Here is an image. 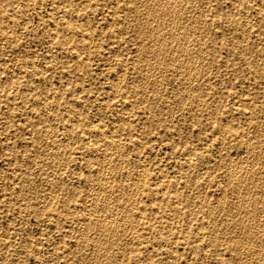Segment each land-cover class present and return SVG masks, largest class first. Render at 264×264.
<instances>
[{
	"label": "rangeland",
	"instance_id": "obj_1",
	"mask_svg": "<svg viewBox=\"0 0 264 264\" xmlns=\"http://www.w3.org/2000/svg\"><path fill=\"white\" fill-rule=\"evenodd\" d=\"M142 1L0 0V21L2 22L0 25V74L2 73L0 75V264H96V262L97 264H113V262H116L117 264H129V262L130 264H264V141L262 140L264 137V0H215V3L214 0H183L185 3L182 2V0H178L179 2H177V0H172L173 2L171 0H162L163 3L161 0H158V2L157 0H145V4ZM155 1L157 3H155ZM168 1H171V6L169 5ZM232 1L233 3H231ZM181 2L183 4H181ZM187 2H189V4ZM199 2H201V4ZM234 2H236L238 5H236ZM80 3L83 4L81 5ZM158 3H161V5ZM177 3L181 5L180 7L178 6L179 9L177 7ZM162 4H165V8H163ZM206 4L209 6L207 7ZM183 7H186V9L184 10ZM191 7H195V9H191ZM139 8H142L144 11H142V9L140 10ZM170 8H172V10ZM204 8H206V10ZM145 9L150 11L147 10V13ZM165 9L166 11H164ZM168 9H170L169 11L171 14ZM175 9L180 12V15ZM180 9H182V11ZM232 9L236 10V13H233L234 16L232 15V12H234ZM201 11L205 13V16ZM152 12L155 13L151 15ZM157 12L158 14L155 15ZM182 12L183 15L181 14ZM187 12H191L192 15L190 13L188 14ZM166 13H168L167 16ZM243 13L245 15L247 13V15L245 16ZM193 14L198 15H196L194 18ZM181 15L185 16L187 19L185 20V17H182ZM64 16L68 19H65ZM178 16L179 19H176ZM166 19L167 23H165ZM147 21L148 23L146 25ZM169 21H171L170 24ZM199 21H201V24ZM127 22L129 25L131 22V25L129 26ZM157 22H159V24ZM173 23L177 25L175 26ZM143 24H145V29ZM148 24L151 25L149 26ZM166 24L168 27L170 26L169 29ZM135 25H138V27ZM179 25L183 27H181L182 31ZM139 26L143 28H139ZM162 26H164V28H162ZM177 26L179 27V32ZM192 26H195L196 32ZM133 27H135V29ZM171 28L173 30H171ZM198 28L203 29L204 31L198 30ZM233 28H235V30ZM15 29L17 32H15ZM149 30L150 32H148ZM143 31L146 35L148 34V36L143 34ZM154 31L156 33H154ZM83 32H86V34ZM163 32L167 33L164 34ZM81 33H83V35ZM139 33L141 36H139ZM161 33L165 35L164 38ZM204 33L205 35H208L204 36ZM153 34L155 36H153ZM65 36H68L69 38ZM16 37L17 40L15 39ZM158 37L161 38V40L158 39ZM167 37L170 38V40L167 39ZM184 37H186V40ZM203 37H206L207 39ZM57 38H59V43H56L58 42ZM149 38H153V40H150ZM65 39L66 41H64ZM90 40L92 41L90 42ZM180 40H182L183 44L178 42ZM184 40L185 42L188 40V42L185 44ZM242 40L244 42L246 41L247 43H243ZM88 42L91 43V45H89ZM154 43H156V46ZM164 45L167 48L164 47ZM177 45L178 47H176ZM183 45H189L190 48L193 47L192 52L189 51L191 50L189 47L187 49V46L185 50ZM147 46L148 48H144ZM150 46L153 48V55L151 50L152 48H150ZM155 47H158L159 49H155ZM182 47H184V49ZM180 48H182L184 52ZM207 48L208 50L206 51ZM174 49L176 50L174 51ZM160 50H162V52ZM260 50L263 52L261 53ZM172 52H176V55L174 53L172 54ZM193 52H195V54ZM161 54L164 55V57H162ZM159 55H161L164 60L160 58ZM173 55H175V61ZM188 55L191 57L188 58ZM209 56L212 57L213 60ZM203 57H205L206 60ZM80 58L82 59L80 60ZM193 59L195 60L193 61ZM183 60L187 63L182 62ZM224 61L226 62L224 63ZM188 62L191 63L190 67ZM160 63L162 66H164L161 67ZM198 63L202 64V66ZM132 65L133 67H131ZM146 65H148V67ZM149 65H153L154 67H150ZM165 67H173L174 70L173 68H169V70H167ZM188 67L192 69H189ZM20 68H22V70ZM156 68L158 70H156ZM183 68H185V70H182ZM193 68L196 69L193 70ZM122 69H124L123 71L125 73L121 71ZM139 69H142L141 72ZM187 69H189L188 74L186 72ZM176 70H179V72ZM18 72H21V74H18ZM120 72L123 73L120 74ZM184 72L187 75L184 74ZM170 73L173 74L171 75ZM40 74L42 76H40ZM162 74H165V77ZM178 74L180 79L177 77ZM120 75L123 78L125 76V78L123 79ZM119 77L123 80H120ZM143 77H146L145 80L149 78L146 80L147 83ZM192 77L196 78L193 80ZM198 78L202 81L200 80V82H198ZM157 79L160 82L162 81V84L159 83ZM186 79H188V81ZM154 81H156V83ZM158 83L160 86L158 85L159 89L157 90L156 85ZM180 83L183 84L180 86ZM178 84L179 86H177ZM188 84L190 88L188 87ZM114 86L115 88H113ZM164 88L166 89L164 90ZM13 89L14 92H11ZM171 89L173 92L170 91ZM183 90L185 93H183ZM177 91L179 93H177ZM58 92L61 95H59ZM58 95L59 97H57ZM156 95L160 96L156 97ZM165 96H167L169 100H167L168 98ZM213 96L216 97V101H214L215 99H213ZM211 97L213 100H210ZM180 99H184L185 102L184 100L181 101ZM46 101L49 102L47 103ZM190 101L192 102L190 103ZM166 102H168L169 105H167ZM179 102H181L183 105L182 108L181 104H178ZM57 103L58 106H56ZM161 108L164 111L161 110ZM51 109L54 110L52 111ZM206 111L208 112L206 113ZM213 115L216 116L213 117ZM66 116L69 118L64 120ZM73 117H75L76 120ZM126 117H129L130 119ZM124 118L126 119V122ZM155 121L157 123H161L157 124ZM75 123L77 124L75 125ZM256 125H258V127ZM50 127H52L53 130L51 129L49 131L48 129H50ZM102 128H104V130H102ZM224 128L227 129L228 134H225L226 129ZM261 131L263 133H261ZM259 134H261V136ZM254 138L257 139L255 140L256 142L253 140ZM245 140L248 142L254 141V145L251 142H247L248 144H246ZM259 140L261 143L263 142V144L259 143ZM59 141L63 142V144H60ZM84 141H87L86 144ZM109 141L111 142L108 144ZM116 141L118 143H116ZM219 141L223 142L220 144ZM65 142L70 143L67 145ZM114 143L117 146L114 145ZM261 145L262 148L260 147ZM60 146L64 147L62 148ZM253 147L255 148L253 149ZM44 148L45 150L48 149V152L47 150L45 151ZM53 150H55V152ZM68 151L70 153H68ZM103 151L107 154H104ZM52 152L55 153H53L54 158H56L58 155L57 157L59 158L57 159L61 163H59L57 159L53 158V154H51ZM117 152L120 154L118 155ZM252 152H255V155L258 152H260V154L263 152V155L261 154L260 157V154L258 153L257 155L259 156L256 155L257 158L255 159L257 160H255V155L252 154ZM59 155L62 156L60 157ZM107 155L109 156V159ZM112 155H115L114 159ZM259 157L261 158V162L259 161ZM61 158L63 159L61 160ZM191 158L193 163L196 161L194 165L191 164ZM104 159L109 160V162ZM141 160H144V165L142 164ZM54 161L55 163H53ZM110 163L113 164L111 165ZM187 163L189 166L191 165L192 168L191 166L189 167L190 169L187 168ZM120 165L122 166L120 167ZM115 166L118 167L116 168ZM254 170H257V172ZM113 171H115L114 175ZM184 171H186V173ZM258 171L260 172L261 176L260 174H257L259 173ZM190 172H192V174ZM188 173L189 175H187ZM242 173L244 174V177ZM254 173L255 176L258 177H255ZM102 174H104L105 177H103L104 175ZM141 174L145 175L142 176ZM134 175H137L136 177L138 179ZM193 175L196 176L194 177ZM228 175H230V178ZM249 175L251 177V181ZM128 177H131L130 180H127ZM99 178L101 182L97 181ZM193 178H196L195 180L197 181H195ZM111 179L114 181H111ZM234 180L238 182L239 186H237V183ZM129 181L131 182L130 186ZM247 181L250 182L246 183ZM132 182L134 183L133 185ZM52 183L55 187H51ZM78 183L81 185H78ZM107 184L110 185L108 186ZM127 184L128 186L126 188ZM203 184L205 186H203ZM232 184L234 185L232 186ZM248 184L251 187L248 186ZM113 185L114 188L112 189L111 187H113ZM105 186H108L107 188L109 191H107L109 193L105 191ZM131 186L135 187L136 189ZM128 187L132 188V190L128 191ZM222 187L224 189L226 188V190H224ZM46 188H48L49 192H47ZM110 189H112L113 192ZM121 189L123 190L121 191ZM148 190H150V192ZM234 190L238 191L235 192ZM251 190H254V192H251ZM114 191H118L119 194H115ZM106 192L108 194V200L106 198ZM121 192H123L125 196L127 194V196L125 197ZM222 192L225 194H221ZM74 193L76 195H74ZM251 193L253 194L254 198ZM101 194L103 195L101 196ZM110 194L111 196H109ZM118 197H120L119 200ZM138 197H141V199ZM221 197H223L224 201ZM29 199H31V201ZM99 199H103V202L101 200L99 201ZM109 199H111V201ZM260 200L262 201V204L260 203ZM96 201H98L99 204ZM162 201L165 202L163 207H161L162 209H160L158 203H163ZM207 201H209V203H207ZM210 201H213L214 203L212 202L213 204H211ZM92 203L98 206L96 207ZM121 204L125 205V207ZM107 205H109V207ZM126 205H128V207H126ZM257 205L258 207L256 208L255 206ZM28 206L29 208H27ZM94 206L96 207L95 209H93ZM136 206L138 207V210ZM236 206L238 208L240 207L239 211ZM249 206H251V209ZM130 207L131 209L128 211ZM111 208L117 210L114 211V209ZM254 208H256L257 211ZM123 209L125 213L122 211ZM243 209L246 210L242 211ZM95 210L97 212H95ZM248 210L250 211L248 212ZM93 212L96 215V217L93 215L95 219L92 218V215L90 216V214H93ZM104 213H106V215H104ZM234 213L237 215H234ZM123 215H125V218H127L125 219ZM119 217H121V219ZM53 219H55L57 222L55 220L53 221ZM86 220L89 221L87 222ZM95 220L96 222H94ZM117 220L120 223H118ZM121 220L127 221L123 222ZM248 220L250 223H248ZM254 222L256 224L257 222H259L258 224L261 223L260 227ZM83 223H85V225ZM233 225H235L236 228ZM240 225L245 227L242 228ZM248 225L250 227H248ZM104 226L105 229L103 228ZM113 226L117 227L114 229ZM257 226L259 227L258 229ZM89 227H91V230ZM119 227L125 229L123 230ZM246 227L249 228V230ZM109 228L112 229L109 230ZM99 229L102 230L99 232ZM126 229H128V232ZM96 231L99 234L102 232V234L99 235L96 233ZM259 231L262 233H259ZM83 232H86V234L84 235ZM117 232L119 235H116ZM120 232L123 234V236L120 234ZM94 234L99 236L96 237ZM241 235L245 236L242 237ZM212 236L215 240L212 239ZM246 236L247 238L249 236V238L247 239ZM109 240L113 243H111ZM99 241L103 243H100ZM122 241L126 242V244H124ZM107 242L109 243L107 244ZM81 243L84 245L86 243V245L82 246ZM106 244L108 245L107 247L105 246ZM87 245L90 249L87 247ZM256 246L258 250L260 249L259 252L256 249ZM83 247H85V249ZM94 248H96L97 251H95ZM86 249L88 253H86ZM88 250L92 251L93 253L91 252L90 254V251ZM105 250H107V252L110 250L108 252L109 254ZM100 252H102V255ZM255 253H258V257ZM93 254L94 256L92 257ZM114 257L116 259H114ZM5 259L8 261H5ZM103 260L106 263H104Z\"/></svg>",
	"mask_w": 264,
	"mask_h": 264
},
{
	"label": "bare ground",
	"instance_id": "obj_2",
	"mask_svg": "<svg viewBox=\"0 0 264 264\" xmlns=\"http://www.w3.org/2000/svg\"><path fill=\"white\" fill-rule=\"evenodd\" d=\"M4 1H5V0H4ZM6 1H7V0H6ZM67 1H69V0H67ZM74 1H75V0H74ZM141 1H142V0H141ZM144 1H145V0H144ZM144 1H142V2H144ZM171 1H172V0H171ZM171 1H170V2L168 1V2H169V5L171 4ZM174 1H176V0H174ZM189 1H190V0H189ZM194 1H195V0H194ZM210 1H211V0H210ZM247 1H248V0H247ZM135 2H136V1H135ZM157 2H158V0H157ZM157 2L155 1V3H157ZM161 2H162V0H161ZM172 2H173V1H172ZM177 2H179V1L177 0ZM182 2L185 3V1H183V0H182ZM182 2H181V4H183ZM208 2H209V1H208ZM73 3H74V2H73ZM75 3H76V2H75ZM87 3H88V2H87ZM89 3H90V2H89ZM162 3H163V2H162ZM187 3L189 4V2H187ZM190 3H191V2H190ZM197 3H198V2H197ZM199 3L201 4V2H199ZM214 3H215V0H214ZM231 3H233V1H232ZM234 3H236V2H234ZM246 3H247V2H246ZM80 4H81V3H80ZM82 4H83V3H82ZM82 4H81V5H82ZM133 4H134V3H133ZM144 4H145V2H144ZM158 4L161 5V3H158ZM174 4H176V3H174ZM191 4H192V3H191ZM191 4H190V5H191ZM195 4H196V3H195ZM195 4H194V5H195ZM69 5H70V4H69ZM85 5H86V3H85ZM130 5H131V4H130ZM150 5H151V4H150ZM152 5H153V4H152ZM155 5H156V4H155ZM160 5H158V6H160ZM162 5H163V4H162ZM167 5H168V4H167ZM167 5H166V6H167ZM184 5H186V4H184ZM232 5H233V4H232ZM236 5H238V4L236 3ZM236 5H235V6H236ZM41 6H42V5H41ZM56 6H57V5H56ZM62 6H63V5H62ZM75 6H76V5H75ZM114 6H115V5H114ZM119 6H120V5H119ZM138 6H139V5H138ZM145 6H146V5H145ZM158 6H157V8H158ZM164 6H165V4L163 5V8H165ZM170 6H171V5H170ZM170 6H169V7H170ZM172 6H173V5H172ZM178 6L180 7L181 5L177 3V7H178ZM192 6H193V5H192ZM203 6H204V5H203ZM206 6L208 7L209 5L206 4ZM206 6H205V7H206ZM210 6H211V5H210ZM53 7H54V6H53ZM58 7H59V5H58ZM77 7H78V6H77ZM82 7H83V6H82ZM89 7H90V6H89ZM95 7H96V6H95ZM95 7H94V9H95ZM130 7H131V6H130ZM135 7H136V6H135ZM151 7H152V6H151ZM153 7H154V5H153ZM161 7H162V6H161ZM179 7H178V9H179ZM240 7H242V6H240ZM245 7H246V5H245ZM249 7H250V6H249ZM80 8H81V6H80ZM84 8H85V7H84ZM149 8H150V6H149ZM159 8H160V7H159ZM183 8H184V7H183ZM192 8H193V7H191V9H192ZM238 8H239V7H238ZM81 9H82V8H81ZM81 9H80V10H81ZM114 9H115V8H114ZM137 9H138V8H137ZM139 9L141 10L142 8H139ZM160 9H161V8H160ZM170 9L172 10V8H170ZM170 9H168V11H169ZM185 9H186V7L184 8V10H185ZM193 9H195V7H194ZM201 9H202V8H201ZM204 9L206 10V8H204ZM204 9H203V10H204ZM235 9H236V8H235ZM240 9H241V8H240ZM243 9H244V8H243ZM256 9H257V8H256ZM67 10H68V8H67ZM91 10H92V8H91ZM135 10H136V9H135ZM147 10H148V9H147ZM147 10L145 9V11H147ZM154 10H155V9H154ZM154 10H153V11H154ZM175 10H176V9H175ZM175 10H174V11H175ZM180 10L182 11V9H180ZM199 10H200V9H199ZM226 10H227V9H226ZM232 10H233V9H232ZM138 11H139V10H138ZM142 11H144V10L142 9ZM142 11H141V12H142ZM148 11H150V10H148ZM148 11H147V13H148ZM162 11H163V10H162ZM162 11H161V13H162ZM164 11H166V9H165ZM164 11H163V12H164ZM168 11H167V12H168ZM188 11H189V10H188ZM209 11H210V10H209ZM233 11H234V12H232V15H233V13H236V12H235L236 10H233ZM248 11H249V10H248ZM141 12H140V14H141ZM158 12H159V11H158ZM158 12H157L155 15H157ZM169 12H170V11H169ZM176 12H179V11L176 10ZM176 12H175V13H176ZM184 12H185V11H184ZM193 12H194V11H193ZM201 12H202V11H201ZM241 12H242V11H241ZM243 12H244V11H243ZM246 12H247V10H246ZM256 12H257V11H256ZM262 12H263V11H262ZM145 13H146V12H145ZM149 13H150V12H149ZM154 13H155V12H152L151 15H153ZM187 13H188V12H187ZM189 13L191 14V12H189ZM189 13H188V14H189ZM203 13H204V12H202V14H203ZM257 13H258V12H257ZM167 14H168V13H166V16H167ZM170 14H171V12H170ZM172 14H173V12H172ZM181 14L183 15V12H182ZM210 14H211V13H210ZM213 14H214V13H213ZM216 14H217V13H216ZM228 14H230V13H228ZM241 14H242V13H241ZM243 14H244V13H243ZM67 15H68V12H67ZM123 15H124V13H123ZM143 15H145V14H143ZM164 15H165V14H164ZM179 15H180V12H179ZM182 15H181V16H182ZM191 15H192V14H191ZM193 15H194V14H193ZM196 15H198V14H196ZM196 15H194V18H195ZM244 15H245V14H244ZM246 15H247V13H246ZM246 15H245V16H246ZM1 16H2V15H1ZM53 16H54V15H53ZM53 16H52V17H53ZM65 16H66V15H65ZM65 16H64V17H65ZM135 16H136V15H135ZM137 16H138V15H137ZM149 16H150V15H149ZM169 16H170V15H169ZM171 16H172V15H171ZM204 16H205V13H204ZM212 16H213V15H212ZM212 16H211V17H212ZM233 16H234V15H233ZM233 16H232V17H233ZM235 16H236V15H235ZM237 16H238V14H237ZM260 16H261V15H260ZM64 17H60V18H64ZM139 17H140V16H139ZM157 17H158V16H157ZM182 17H185V16H182ZM182 17H181V18H182ZM199 17H200V16H199ZM228 17H229V16H228ZM230 17H231V16H230ZM239 17H240V15H239ZM55 18H56V17H55ZM66 18H67V17H65V19H66ZM88 18H89V17H88ZM125 18H126V17H125ZM141 18H142V17H141ZM141 18H139V19H141ZM143 18H144V17H143ZM145 18H146V17H145ZM152 18H153V17H152ZM161 18H162V17H161ZM190 18H191V17H190ZM203 18H204V17H203ZM225 18H226V17H225ZM234 18H236V17H234ZM33 19H34V18H33ZM67 19H68V18H67ZM84 19H85V17H84ZM89 19H90V18H89ZM131 19H132V18H131ZM134 19H135V18H134ZM134 19H133V20H134ZM159 19H160V18H159ZM159 19H158V20H159ZM164 19H165V18H164ZM171 19H172V18H171ZM176 19H179V16H178V18H176ZM176 19H175V20H176ZM182 19H183V18H182ZM184 19L186 20L187 18L185 17ZM207 19H208V17H207ZM211 19H212V18H211ZM262 19H263V18H262ZM50 20H51V19H50ZM55 20H56V19H55ZM57 20H58V19H57ZM61 20H62V19H61ZM86 20H87V19H86ZM136 20H137V19H136ZM153 20H154V19H153ZM156 20H157V19H156ZM156 20H155V21H156ZM169 20H170V19H169ZM185 20H184V21H185ZM188 20H189V19H188ZM200 20H201V19H200ZM213 20H214V19H213ZM226 20H227V19H226ZM232 20H233V19H232ZM37 21H38V20H37ZM129 21H130V19H129ZM137 21H139V20H137ZM159 21H160V20H159ZM172 21H173V20H172ZM195 21H196V19H195ZM206 21H207V20H206ZM66 22H67V21H66ZM141 22H142V21H141ZM143 22H144V20H143ZM153 22H154V21H153ZM164 22H165V21H164ZM170 22H171V21H169V24H170ZM178 22H179V20H178ZM181 22H182V21H181ZM181 22H180V23H181ZM199 22H200V24H201V21H199ZM203 22H204V21H203ZM208 22H209V21H208ZM232 22H233V21H232ZM239 22H240V20H239ZM54 23H55V22H54ZM58 23H59V22H58ZM68 23H69V22H68ZM70 23H71V22H70ZM132 23H133V22H132ZM134 23H135V22H134ZM138 23H139V22H138ZM138 23H137V24H138ZM147 23H148V21L146 22V25H147ZM151 23H152V22H151ZM157 23L159 24V22H157ZM165 23H167V19H166V22H165ZM165 23H164V24H165ZM187 23H188V22H187ZM187 23H186V24H187ZM235 23H236V22H235ZM243 23H244V22H243ZM1 24H2V22L0 21V25H1ZM60 24H61V22H60ZM127 24H128V22H127ZM141 24H142V23H141ZM154 24H155V23H154ZM162 24H163V21H162ZM162 24H161V25H162ZM173 24H174V23H173ZM182 24H184V23H182ZM192 24H193V22H192ZM196 24H197V23H196ZM221 24H222V23H221ZM225 24H227V23H225ZM65 25H66V23H65ZM128 25H129V24H128ZM130 25H131V22H130ZM130 25H129V26H130ZM133 25H134V24H133ZM144 25H145V24H143V27H144ZM148 25H149V24H148ZM150 25H151V24H150ZM150 25H149V26H150ZM171 25H172V24H171ZM174 25H175V24H174ZM176 25H177V24H176ZM176 25H175V26H176ZM69 26H70V25H69ZM69 26H68V27H69ZM108 26H109V25H108ZM135 26H136V25H135ZM141 26H142V25H141ZM141 26H139V28H140ZM166 26L168 27L167 24H166ZM166 26H165V27H166ZM175 26H174V27H175ZM179 26H180V25H179ZM185 26H186V25H185ZM187 26H189V25H187ZM240 26H241V25H240ZM72 27H73V26H72ZM127 27H128V26H127ZM136 27H138V25H137ZM143 27H141V28H143ZM160 27H161V26H160ZM169 27H170V26H169ZM169 27H168V29H169ZM171 27H172V26H171ZM174 27H173V29H174ZM177 27H178V26H177ZM181 27H182V26H180V29H181ZM189 27H190V26H189ZM192 27H194V30H195V26H192ZM238 27H239V26H238ZM242 27H243V26H242ZM246 27H247V26H246ZM21 28H22V27H21ZM32 28H33V27H32ZM62 28H63V27H62ZM133 28L135 29V27H133ZM147 28H148V27H147ZM147 28H146V30H147ZM150 28H151V27H150ZM152 28H153V27H152ZM158 28H159V27H158ZM162 28H164V26H162ZM182 28H183V27H182ZM203 28H204V27H203ZM229 28H230V26H229ZM64 29H65V27H64ZM144 29H145V27H144ZM153 29H155V28H153ZM173 29L171 28V30H173ZM175 29H176V27H175ZM205 29H206V28H205ZM226 29H227V28H226ZM233 29L235 30V28H233ZM236 29H237V28H236ZM262 29H263V28H262ZM60 30H61V29H60ZM70 30H71V28H70ZM156 30H157V27H156ZM158 30H159V29H158ZM160 30H161V29H160ZM162 30H163V29H162ZM171 30H169V31H171ZM198 30H201V31H202L203 29H199V28H198ZM215 30H216V29H215ZM238 30H239V29H238ZM242 30H243V29H242ZM250 30H251V29H250ZM260 30H261V28H260ZM23 31H24V29H23ZM23 31H21V32H23ZM65 31H66V29H65ZM81 31H82V30H81ZM137 31H138V30H137ZM139 31H142V30H139ZM151 31H152V30H151ZM165 31H166V30H165ZM169 31H168V32H169ZM179 31H180V30H179V27H178V32H179ZM181 31H182V29H181ZM185 31H186V30H185ZM191 31H192V30H191ZM203 31H204V30H203ZM209 31H210V30H209ZM216 31H217V30H216ZM218 31H219V30H218ZM15 32H17L16 29H15ZM60 32H61V31H60ZM69 32H70V31H69ZM69 32H68V33H69ZM74 32H75V31H74ZM74 32H73V33H74ZM148 32H150V30H149ZM148 32H146V33H148ZM157 32H158V31H157ZM173 32H174V31H173ZM195 32H196V30H195ZM197 32H199V31H197ZM229 32H230V31H229ZM231 32H232V31H231ZM236 32H237V30H236ZM56 33H58V32H56ZM73 33H71V34H73ZM79 33H80V31H79ZM83 33L86 34V32H83ZM83 33H81V34L83 35ZM87 33H88V32H87ZM154 33H156V32L154 31ZM159 33H160V32H159ZM163 33H164V32H163ZM165 33H167V32H165ZM165 33H164V34H165ZM170 33H171V32H170ZM189 33H190V32H189ZM249 33H250V32H249ZM20 34H21V33H20ZM58 34H59V33H58ZM65 34H66V33H65ZM114 34H115V33H114ZM137 34H138V33H137ZM143 34H145L144 31H143ZM149 34H150V33H149ZM161 34H162V33H161ZM161 34H160V36L162 37L163 34H162V35H161ZM172 34H173V33H172ZM174 34H175V33H174ZM185 34H186V32H185ZM187 34H188V32H187ZM191 34H192V32H191ZM245 34H246V33H245ZM23 35H24V34H23ZM56 35H57V34H56ZM68 35H69V34H68ZM82 35H81V37H82ZM89 35H90V34H89ZM92 35H93V34H92ZM145 35H146V34H145ZM145 35H144V37H145ZM192 35H193V34H192ZM195 35H196V34H195ZM197 35H199V34H197ZM207 35H208V34L205 35V33H204V36H207ZM252 35H253V34H252ZM5 36H6V35H5ZM79 36H80V35H79ZM87 36H88V34H87ZM139 36H141L140 33H139ZM146 36H148V34H147ZM149 36H150V35H149ZM153 36H155V35L153 34ZM160 36H159V37H160ZM164 36H165V35H163V38H164ZM167 36H168V35H167ZM180 36H181V35H180ZM180 36H179V37H180ZM182 36H183V34H182ZM184 36H187V35H184ZM236 36H237V35H236ZM17 37H18V36H17ZM17 37L15 38L16 40H17ZM65 37H68V36H65ZM69 37H70V35H69ZM69 37H68V38H69ZM92 37H93V36H92ZM151 37H152V35H151ZM159 37H158V39L161 40V38H159ZM168 37H169V36H168ZM168 37H167V39L170 40V38H168ZM179 37H178V38H179ZM195 37H196V36H195ZM232 37H233V36H232ZM240 37H241V36H240ZM242 37H243V36H242ZM246 37H247V35H246ZM63 38H64V37H63ZM70 38H71V37H70ZM85 38H86V35H85ZM89 38H91V37H89ZM137 38H138V36H137ZM140 38H141V37H140ZM142 38H143V37H142ZM146 38H147V37H146ZM174 38H175V37H174ZM181 38H182V37H181ZM184 38H185V40H186V37H184ZM193 38H194V36H193ZM203 38H206V37H203ZM222 38H223V37H222ZM222 38H221V40H222ZM244 38H245V36H244ZM20 39H21V38H20ZM20 39H19V40H20ZM71 39H72V38H71ZM77 39H79V38H77ZM138 39H139V38H138ZM138 39H137V40H138ZM149 39H150V38H149ZM182 39H183V38H182ZM188 39H189V37H188ZM206 39H207V38H206ZM231 39H233V38H231ZM16 40H15V42H16ZM58 40H59V38H57V41H58ZM81 40H82V39H81ZM81 40H79V41H81ZM87 40H88V39H87ZM92 40H93V39H92ZM92 40H90V42H91ZM150 40H153V38L150 39ZM160 40H158V41H160ZM165 40H166V38H165ZM176 40H177V39H176ZM185 40H184V42H185ZM203 40H204V39H203ZM217 40H218V39H217ZM233 40H234V39H233ZM245 40H246V39H245ZM64 41H66V39H65ZM71 41H72V40H71ZM118 41H119V40H118ZM146 41H147V40H146ZM242 41H243V40H242ZM59 42H60V41H58V42H56V43H59ZM69 42H70V40H69ZM154 42H155V41H154ZM160 42H161V41H160ZM167 42H168V41H167ZM167 42H166V44H167ZM178 42H181V44H183V43H182V40H180V41H178ZM187 42H188V40H187ZM187 42H185V44H186ZM208 42H210V41H208ZM224 42H225V40H224ZM18 43H19V42H18ZM48 43H49V42H48ZM62 43H63V42H62ZM70 43H71V42H70ZM80 43H81V42H80ZM88 43H89V42H88ZM152 43H153V42H152ZM156 43H157V42H156ZM156 43H154L155 46H156ZM164 43H165V42H164ZM200 43H201V42H200ZM200 43H199V44H200ZM203 43H204V41H203ZM243 43H247V42H246V41H245V42L243 41ZM14 44H15V43H14ZM14 44H13V45H14ZM66 44H67V43H66ZM150 44H151V43H150ZM154 44H153V45H154ZM157 44H159V43H157ZM170 44H171V43H170ZM177 44H179V43H177ZM201 44H202V43H201ZM211 44H212V42H211ZM230 44H231V43H230ZM64 45H65V44H64ZM67 45H68V44H67ZM89 45H91V43H89ZM142 45H143V44H142ZM160 45H161V44H160ZM174 45H176V44H174ZM192 45H193V44H192ZM192 45H191V46H192ZM204 45H205V43H204ZM215 45H216V44H215ZM219 45H220V44H219ZM245 45H246V44H245ZM245 45H244V46H245ZM258 45H259V44H258ZM151 46H152V45H151ZM151 46H150V48H152ZM183 46L185 47V50H186V46H187V45H186V46L183 45ZM199 46H200V45H199ZM250 46H251V44H250ZM259 46H260V45H259ZM259 46H257V47H259ZM263 46H264V45H263ZM64 47H65V46H64ZM158 47H159V46H158ZM158 47H157V48L155 47V49H159ZM164 47H166V46L164 45ZM168 47H169V46H168ZM174 47H175V46H174ZM176 47H178V45H177ZM179 47H180V46H179ZM184 47H182V48L184 49ZM188 47H189V45L187 46V49H188ZM200 47H201V46H200ZM202 47H203V46H202ZM213 47H214V45H213ZM224 47H225V46H224ZM245 47H246V46H245ZM260 47H261V46H260ZM4 48H5V47H4ZM144 48H148V46H147V47H144ZM150 48H149V49H150ZM166 48H167V47H166ZM172 48H173V47H172ZM182 48H180V49L183 51ZM236 48H237V47H236ZM248 48H249V47H248ZM162 49H163V48H162ZM176 49H177V48H176ZM176 49H174V51H175ZM189 49H191V50H189V51L192 52L193 47H192V48L189 47ZM209 49H210V48H209ZM230 49H231V48H230ZM151 50H152V55H153V54H154V53H153V48H152ZM171 50H172V49H171ZM178 50H179V49H178ZM200 50H201V49H200ZM204 50H205V49H204ZM207 50H208V48L206 49V51H207ZM243 50H244V48H243ZM147 51H148V50H147ZM160 51L162 52V50H160ZM163 51H164V50H163ZM167 51H168V50H167ZM167 51H166V52H167ZM193 51H194V50H193ZM77 52H78V51H77ZM77 52H75V53H77ZM138 52H139V51H138ZM138 52H137V53H138ZM142 52H143V51H142ZM158 52H159V51H158ZM161 52H159V53H161ZM168 52H169V51H168ZM177 52H178V51H177ZM183 52H184V51H183ZM183 52H181V53L184 54ZM231 52H232V51H231ZM231 52H230V53H231ZM260 52H261V50H260ZM262 52H263V51H262ZM262 52H261V53H262ZM56 53H57V52H56ZM150 53H151V51H150ZM173 53L176 55V52H172V54H173ZM186 53H187V52H186ZM189 53H190V52H189ZM193 53L195 54V52H193ZM207 53H208V52H207ZM212 53H213V52H212ZM240 53H241V52H240ZM249 53H251V52H249ZM108 54H109V53H108ZM140 54H141V53H140ZM145 54H146V53H145ZM145 54H144V55H145ZM157 54H158V53H157ZM168 54H169V53H168ZM182 54H181V55H182ZM187 54H188V53H187ZM198 54H199V53H198ZM215 54H216V53H215ZM219 54H220V53H219ZM232 54H233V52H232ZM232 54H231V55H232ZM241 54H242V53H241ZM263 54H264V53H263ZM56 55H57V54H56ZM71 55H72V54H71ZM155 55H156V54H155ZM155 55H154V57H155ZM161 55H162V54H161ZM161 55H159L160 58L164 57V55H162V57H161ZM165 55H166V54H165ZM175 55H173L174 61L176 60L175 57H174ZM178 55H179V54H178ZM191 55H193V54H191ZM200 55H201V53H200ZM200 55H199V56H200ZM206 55H207V54H206ZM252 55H253V54H252ZM145 56H146V55H145ZM170 56H171V55H170ZM188 56H189V55H188ZM193 56H194V55H193ZM193 56H192V57H193ZM199 56H197V57H199ZM202 56H203V54H202ZM202 56H201V57H202ZM210 56H211V54H210ZM210 56H209V57H210ZM212 56H213V54H212ZM55 57H56V56H55ZM84 57H85V56H84ZM147 57H148V56H147ZM147 57H145V58H147ZM151 57H152V56H151ZM154 57H153V58H154ZM166 57H167V56H166ZM190 57H191V56H189L188 58H190ZM205 57H206V56H205ZM205 57H203V58H205ZM207 57H208V55H207ZM247 57H248V56H247ZM263 57H264V56H263ZM77 58H78V57H77ZM77 58H76V59H77ZM86 58H87V57H86ZM149 58H150V56H149ZM176 58H177V57H176ZM182 58H183V57H182ZM182 58H181V59H182ZM185 58H187V57H185ZM188 58H187V59H188ZM195 58H196V55H195ZM210 58H212V57H210ZM38 59H39V58H38ZM81 59H82V58H80V60H81ZM162 59L164 60V58H162ZM165 59H166V58H165ZM178 59H179V58H178ZM191 59H192V58H191ZM200 59H201V58H200ZM230 59H231V57H230ZM78 60H79V59H78ZM78 60H76V61H78ZM126 60H127V59H126ZM145 60H146V59H145ZM149 60H150V59H149ZM179 60H180V59H179ZM194 60H195V59H193V61H194ZM196 60H197V59H196ZM198 60H199V59H198ZM201 60H202V59H201ZM205 60H206V58H205ZM205 60H204V62H205ZM212 60H213V58H212ZM249 60H250V59H249ZM256 60H257V58H256ZM82 61H83V60H82ZM86 61H87V60H86ZM147 61H148V60H147ZM158 61H159V59H158ZM172 61H173V60H172ZM189 61H190V59H189ZM207 61H209V60H207ZM207 61H206V62H207ZM78 62H79V61H78ZM84 62H85V61H84ZM130 62H131V61H130ZM132 62H133V61H132ZM143 62H144V60H143ZM161 62H162V61H161ZM170 62H171V61H170ZM180 62H181V61H180ZM182 62L187 63V62H185L184 60H183ZM197 62H198V61H197ZM215 62H216V61H215ZM225 62H226V61H224V63H225ZM80 63H81V62H80ZM114 63H115V62H114ZM117 63H118V62H117ZM150 63H151V62H150ZM156 63H157V62H156ZM156 63H155V64H156ZM162 63H163V62H162ZM168 63H169V62H168ZM173 63H174V62H173ZM184 63H182V64H184ZM188 63H189V62H188ZM191 63H192V61H191ZM191 63H189V67L191 66V65H190ZM86 64H87V63H86ZM136 64H137V63H136ZM142 64H143V63H142ZM147 64H148V63H147ZM157 64H159V63H157ZM163 64H164V63H163ZM169 64H170V63H169ZM169 64H168V66H169ZM171 64H172V63H171ZM193 64H194V63H193ZM198 64H199V63H198ZM202 64H203V62H202ZM202 64H199V65L202 66ZM217 64H218V63H217ZM263 64H264V63H263ZM33 65H34V64H33ZM116 65H117V64H116ZM133 65H134V64H133ZM133 65H132L131 67H133ZM140 65H141V64H140ZM160 65H161V67L164 66V65L162 66L161 63H160ZM172 65H173V64H172ZM178 65H179V64H178ZM180 65H181V64H180ZM185 65H186V64H185ZM209 65H210V63H209ZM225 65H226V64H225ZM245 65H246V64H245ZM250 65H251V64H250ZM79 66H80V65H79ZM146 66L148 67V65H146ZM149 66L151 67V66H153V65H149ZM173 66H174V65H173ZM192 66H193V65H192ZM195 66H196V65H195ZM195 66H194V67H195ZM197 66H198V65H197ZM207 66H208V65H207ZM211 66H212V65H211ZM20 67H21V66H20ZM123 67H124V66H123ZM153 67H154V66H153ZM186 67H187V66H186ZM189 67H188V68H189ZM204 67H205V66H204ZM208 67H210V66H208ZM24 68H25V67H24ZM114 68H115V66H114ZM158 68H159V65H158ZM165 68H167V70H169V68H173V67H165ZM178 68H179V67H178ZM229 68H230V67H229ZM20 69L22 70V68H20ZM116 69H117V68H116ZM124 69H125V68H124ZM124 69H122L121 71H123ZM147 69L150 70L149 68H147ZM179 69H180V68H179ZM189 69H192V68H189ZM189 69H187V71H186L187 74H188V72H189V71H188ZM195 69H196V68H193V70H195ZM201 69H202V68H201ZM0 70H1V69H0ZM114 70H115V69H114ZM139 70H140V69H139ZM141 70H142V69H141ZM141 70H140V72H141ZM156 70H158V69L156 68ZM161 70H162V69H161ZM165 70H166V69H165ZM167 70H166V72H167ZM171 70H172V69H171ZM173 70H174V68H173ZM182 70H185V68H183ZM182 70H181V71H182ZM203 70H204V69H203ZM203 70H202V71H203ZM209 70H210V69H209ZM209 70H208V71H209ZM27 71H28V70H27ZM31 71H32V70H31ZM38 71H39V70H38ZM133 71H134V69H133ZM152 71H153V70H152ZM176 71H177V70H176ZM181 71H180V73H181ZM256 71H257V70H256ZM21 72H22V71H21ZM21 72H18V74H19V73L21 74ZM25 72H26V71H25ZM34 72H35V71H34ZM115 72H116V71H115ZM123 72H124V71H123ZM123 72H122V73H123ZM140 72H139V73H140ZM159 72H160V71H159ZM172 72H173V71H172ZM177 72H179V70H178ZM191 72H192V71H191ZM194 72H195V71H194ZM194 72H193V74H194ZM68 73H69V72H68ZM122 73L120 72V74H122ZM124 73H125V72H124ZM162 73H163V72H162ZM168 73H169V72H168ZM180 73H179V74H180ZM196 73H197V72H196ZM205 73H206V72H205ZM207 73H208V72H207ZM210 73H211V71H210ZM1 74H2V73H1ZM1 74H0V75H1ZM22 74H23V72H22ZM32 74H34V73H32ZM116 74H117V73H116ZM135 74H137V73H135ZM170 74L172 75L173 73H170ZM170 74H169V75H170ZM179 74H178L177 77H179ZM184 74H186V73L184 72ZM187 74H186V75H187ZM189 74H190V73H189ZM215 74H216V73H215ZM36 75H39V74H36ZM142 75H144V74H142ZM142 75H141V76H142ZM162 75H163V74H162ZM164 75H165V74H164ZM164 75H163V76H164ZM205 75H206V74H205ZM212 75H213V73H212ZM29 76H30V75H29ZM40 76H42V75L40 74ZM70 76H71V75H70ZM120 76H121V75H120ZM144 76H145V75H144ZM160 76H161V74H160ZM174 76H175V75H174ZM174 76H173V77H174ZM192 76H193V75H192ZM199 76H200V74H199ZM206 76H207V75H206ZM208 76H209V75H208ZM238 76H239V75H238ZM21 77H22V76H21ZM121 77H122V76H121ZM147 77H148V76H147ZM164 77H165V76H164ZM188 77H189V76H188ZM190 77H191V76H190ZM209 77H210V76H209ZM18 78H19V77H18ZM23 78H24V76H23ZM23 78H22V79H23ZM32 78H33V76H32ZM114 78H116V77H114ZM119 78H120V77H119ZM122 78H123V77H122ZM124 78H125V76H124ZM124 78H123V79H124ZM141 78H142V77H141ZM143 78H144V77H143ZM145 78H146V77H145ZM145 78H144V80H145ZM160 78H162V77H160ZM182 78H183V76H182ZM192 78H193V77H192ZM194 78H196V77H194ZM194 78H193V80H194ZM201 78H203V77H201ZM259 78H260V77H259ZM72 79H73V78H72ZM123 79L120 78V80H123ZM148 79H149V78H148ZM148 79H146V80H148ZM155 79H156V78H155ZM158 79H159V77H158ZM158 79H157V80H158ZM166 79H167V76H166ZM168 79H170V78H168ZM179 79H180V77H179ZM17 80H18V79H17ZM20 80H21V79H20ZM116 80H118V79H116ZM138 80H139V79H138ZM146 80H145V82H146ZM186 80L188 81V79H186ZM190 80H191V79H190ZM193 80H192V81H193ZM198 80H199V78L197 79V81H198ZM200 80H201V79H200ZM200 80H199L198 82H200ZM230 80H231V79H230ZM151 81H152V80H151ZM151 81H150V82H151ZM158 81H159V80H158ZM158 81H157V82H158ZM178 81H179V80H178ZM181 81H182V80H181ZM181 81H180V82H181ZM184 81H185V79H184ZM184 81H182V82H184ZM201 81H202V80H201ZM8 82H9V81H8ZM15 82H16V81H15ZM154 82L156 83V81H154ZM161 82H162V81H161ZM161 82L159 81V83H161ZM163 82H165V81H163ZM176 82H177V81H176ZM208 82H209V81H208ZM10 83H11V82H10ZM141 83H142V79H141ZM146 83H147V82H146ZM146 83H145V84H146ZM159 83L156 85L157 87L155 86V87L157 88V90L159 89L158 85L160 86ZM168 83H169V82H168ZM185 83H188V82H185ZM185 83H184V84H185ZM195 83H196V81H195ZM203 83H204V82H203ZM119 84H120V83H119ZM119 84H118V85H119ZM161 84H162V83H161ZM163 84H164V83H163ZM182 84H183V83H182ZM182 84L180 83V86H181ZM192 84H193V83H192ZM206 84H207V83H206ZM221 84H222V81H221ZM108 85H109V84H108ZM118 85H117V86H118ZM165 85H166V84H165ZM170 85H171V84H170ZM185 85H187V84H185ZM185 85H184V88H185ZM196 85H198V84H196ZM202 85H203V84H202ZM208 85H209V84H208ZM77 86H78V85H77ZM166 86H167V85H166ZM177 86H179V84H178ZM261 86H262V85H261ZM125 87H126V86H125ZM155 87H154V88H155ZM167 87H168V86H167ZM167 87H166V88H167ZM175 87H176V86H175ZM188 87L190 88L189 84H188ZM199 87H200V86H199ZM33 88H34V87H33ZM113 88H115V86H114ZM166 88H164V90H165ZM186 88H187V87H186ZM196 88H197V87H196ZM220 88H221V87H220ZM0 89H1V88H0ZM56 89H57V88H56ZM56 89H55V90H56ZM116 89H117V88H116ZM116 89H115V90H116ZM162 89H163V87H162ZM174 89H176V88H174ZM182 89H183V88H182ZM207 89H208V88H207ZM232 89H233V88H232ZM11 90H12V89H11ZM11 90H9V91H11ZM27 90H28V89H27ZM112 90H113V89H112ZM151 90H152V89H151ZM154 90H155V89H154ZM179 90H180V89H179ZM213 90H214V89H213ZM9 91H8V92H9ZM46 91H47V90H46ZM116 91H117V90H116ZM124 91H125V90H124ZM162 91H163V90H162ZM170 91L173 92L172 89H171ZM181 91H182V90H181ZM194 91H195V90H194ZM211 91H212V90H211ZM211 91H210V92H211ZM216 91H217V90H216ZM11 92H14V89H13V91H11ZM29 92H30V91H29ZM53 92H54V91H53ZM53 92H52V94H53ZM64 92H65V91H64ZM117 92H118V91H117ZM117 92H116V93H117ZM120 92H121V91H120ZM156 92H157V91H156ZM158 92H159V91H158ZM210 92H209V94H210ZM154 93H155V92H154ZM163 93H164V92H163ZM167 93H168V92H167ZM174 93H175V91H174ZM177 93H179V92L177 91ZM183 93H185L184 90H183ZM183 93H182V94H183ZM186 93H187V91H186ZM197 93H198V92H197ZM54 94H55V92H54ZM58 94H59V92H58ZM82 94H83V93H82ZM120 94H121V93H120ZM157 94H158V93H157ZM164 94H165V93H164ZM180 94H181V92H180ZM194 94H195V93H194ZM59 95H61V94H59ZM59 95H58L57 97H59ZM160 95H161V92H160ZM160 95H156V97H157V96L159 97ZM173 95H174V94H173ZM177 95H178V94H177ZM186 95H187V94H186ZM188 95H189V94H188ZM196 95H197V94H196ZM210 95H211V94H210ZM210 95H207V96H210ZM26 96H27V95H26ZM55 96H56V95H55ZM69 96H70V94H69ZM71 96H72V95H71ZM168 96H170V95H168ZM179 96H180V95H179ZM183 96H184V95H183ZM189 96H190V95H189ZM191 96H192V95H191ZM215 96H216V95H215ZM226 96H227V95H226ZM73 97H74V96H73ZM161 97H162V96H161ZM165 97L168 98L167 96H165ZM176 97H177V96H176ZM176 97H175V98H176ZM180 97H182V96H180ZM186 97H188V96H186ZM186 97H185V98H186ZM213 97H214V96H213ZM60 98H61V97H60ZM177 98H178V97H177ZM197 98H198V97H197ZM202 98H204V97H202ZM205 98H207V97H205ZM215 98H216V97H214L213 99H215ZM52 99H54V98H52ZM164 99H165V98H164ZM192 99H194V98H192ZM211 99H212V97L210 98V100H211ZM213 99H212V100H213ZM37 100H38V99H37ZM60 100H61V99H60ZM107 100H108V99H107ZM140 100H141V99H140ZM155 100H156V99H155ZM161 100H162V99H161ZM165 100H166V99H165ZM167 100H169V98H168ZM167 100H166V101H167ZM170 100H171V99H170ZM180 100H181V99H180ZM180 100H179V101H180ZM182 100H184V99H182ZM182 100H181V101H182ZM198 100H199V98H198ZM125 101H126V100H125ZM172 101H173V100H172ZM174 101H175V100H174ZM187 101H188V100H187ZM214 101H216V99H215ZM46 102L48 103L49 101H46ZM184 102H185V100H184ZM184 102H182V103H184ZM191 102H192V101H190V103H191ZM198 102H199V101H198ZM200 102H201V101H200ZM207 102H208V101H207ZM24 103H25V101H24ZM51 103H52V102H51ZM158 103H159V101H158ZM166 103H167V105H169L168 102H166ZM166 103H164V104H166ZM173 103H174V102H173ZM173 103H172V104H173ZM175 103H176V102H175ZM43 104H44V103H43ZM164 104H163V105H164ZM178 104H181V102H179ZM203 104H204V99H203ZM212 104H213V102H212ZM51 105H54V104H51ZM51 105H50V106H51ZM66 105H67V104H66ZM83 105H84V104H83ZM154 105H155V104H154ZM160 105H161V104H160ZM223 105H224V104H223ZM261 105H262V104H261ZM34 106H35V105H34ZM48 106H49V105H48ZM56 106H58V103H57ZM171 106H172V105H171ZM174 106H175V105H174ZM182 106H183V105L181 104V108H182ZM184 106H185V105H184ZM204 106H206V105H204ZM45 107H46V106H45ZM179 107H180V106H179ZM201 107H202V106H201ZM210 107H211V106H210ZM131 108H132V107H131ZM157 108H158V107H157ZM162 108H163V107H162ZM162 108H161V110H163ZM165 108H166V107H165ZM169 108H170V107H169ZM173 108H174V107H173ZM56 109H57V107H56ZM58 109H59V108H58ZM144 109H146V108H144ZM153 109H154V108H153ZM155 109H156V106H155ZM170 109H171V108H170ZM215 109H216V108H215ZM215 109H214V110H215ZM236 109H237V107H236ZM38 110H39V109H38ZM38 110H37V111H38ZM51 110H52V109H51ZM53 110H54V109H53ZM53 110H52V111H53ZM109 110H110V109H109ZM161 110H160V111H161ZM186 110H187V109H186ZM33 111H35V110H33ZM145 111H146V110H145ZM152 111H153V110H152ZM157 111H158V110H157ZM163 111H164V110H163ZM169 111H172V110H169ZM181 111H182V110H181ZM234 111H235V110H234ZM126 112H127V111H126ZM129 112H130V111H129ZM129 112H128V113H129ZM161 112H162V111H161ZM207 112H208V111H206V113H207ZM257 112H258V110H257ZM257 112H256V113H257ZM263 112H264V111H263ZM67 113H68V112H67ZM247 113H248V112H247ZM54 114H55V112H54ZM56 114H57V112H56ZM172 114H173V113H172ZM225 114H226V113H225ZM38 115H39V114H38ZM61 115H62V114H61ZM67 115H68V114H67ZM143 115H144V114H143ZM153 115H154V114H153ZM159 115H160V114H159ZM161 115H162V114H161ZM199 115H200V114H199ZM232 115H233V114H232ZM257 115H258V114H257ZM64 116H65V115H64ZM123 116H124V115H123ZM126 116H127V115H126ZM129 116H131V115H129ZM214 116H216V115H213V117H214ZM230 116H231V115H230ZM49 117H50V116H49ZM187 117H188V116H187ZM68 118H69V117L66 116V118H65L64 120H66V119H68ZM73 118H75V117H73ZM126 118H129V117H126ZM147 118H148V117H147ZM171 118H172V117H171ZM221 118H222V117H221ZM230 118H232V117H230ZM257 118H258V117H257ZM259 118H260V116H259ZM124 119H125V118H124ZM129 119H130V118H129ZM206 119H207V118H206ZM210 119H211V118H210ZM227 119H228V118H227ZM75 120H76V118H75ZM116 120H117V119H116ZM152 120H153V119H152ZM168 120H170V119H168ZM184 120H185V119H184ZM214 120H215V119H214ZM214 120H213V121H214ZM259 120H260V119H259ZM262 120H263V119H262ZM262 120H261V122H262ZM127 121H128V119H127ZM144 121H145V120H144ZM146 121H148V120H146ZM171 121H172V120H171ZM207 121H208V120H207ZM100 122H101V121H100ZM125 122H126V119H125ZM155 122H156V121H155ZM238 122H239V121H238ZM252 122H254V121H252ZM50 123H51V122H50ZM72 123H73V122H72ZM153 123H154V122H153ZM156 123H157V122H156ZM159 123H161V122H159ZM159 123H157V124H159ZM180 123H181V122H180ZM76 124H77V123H75V125H76ZM96 124H97V123H96ZM114 124H115V123H114ZM116 124H117V123H116ZM163 124H164V123H163ZM184 124H185V123H184ZM190 124H192V123H190ZM241 124H242V123H241ZM259 124H261V123H259ZM48 125H49V124H48ZM72 125H74V124H72ZM103 125H104V124H103ZM165 125H166V124H165ZM173 125H174V124H173ZM262 125H263V124H262ZM49 126H50V125H49ZM49 126H48V127H49ZM86 126H87V125H86ZM256 126L258 127V125H256ZM256 126H255V127H256ZM38 127H39V126H38ZM48 127H47V128H48ZM165 127H166V126H165ZM252 127H253V126H252ZM72 128H73V127H72ZM76 128H77V126H76ZM226 128H227V127H226ZM226 128H224V129H226ZM263 128H264V127H263ZM51 129H52V127H50V129H48V130L50 131ZM89 129H90V128H89ZM248 129H249V128H248ZM52 130H53V129H52ZM72 130H73V129H72ZM102 130H104V128H102ZM165 130H166V129H165ZM61 131H63V130H61ZM70 131H71V130H70ZM74 131H75V130H74ZM233 131H235V130H233ZM30 132H31V130H30ZM55 132H56V131H55ZM109 132H110V131H109ZM228 132H229V131H228ZM263 132H264V131H263ZM263 132L261 131V133H263ZM47 133H48V132H47ZM51 133H52V132H51ZM59 133H60V132H59ZM107 133H108V132H107ZM107 133H106V134H107ZM56 134H57V133H56ZM204 134H205V133H204ZM220 134H221V133H220ZM222 134H223V133H222ZM225 134H228V133H227V129H226V133H225ZM247 134H248V133H247ZM255 134H256V133H255ZM263 134H264V133H263ZM263 134H262V135H263ZM60 135H61V134H60ZM99 135H100V134H99ZM99 135H98V136H99ZM107 135H108V134H107ZM111 135H113V134H111ZM259 135L261 136V134H259ZM259 135H258V136H259ZM55 136H56V135H55ZM82 136H83V135H82ZM85 136H86V135H85ZM85 136H84V137H85ZM101 136H102V135H101ZM232 136H233V135H232ZM234 136H235V135H234ZM263 136H264V135H263ZM49 137H50V136H49ZM57 137H58V136H57ZM80 137H81V135H80ZM84 137H83V138H84ZM99 137H100V136H99ZM141 137H142V136H141ZM240 137H241V136H240ZM244 137H245V136H244ZM244 137H243V138H244ZM54 138H55V137H54ZM61 138H62V137H61ZM63 138H64V137H63ZM66 138H67V137H66ZM70 138H71V137H70ZM222 138H223V137H222ZM241 138H242V137H241ZM248 138H250V137H248ZM256 138H257V137H256ZM256 138H254L253 140L255 141V140L258 139V138H257V139H256ZM46 139H47V138H46ZM68 139H69V137H68ZM90 139H91V138H90ZM97 139H98V138H97ZM133 139H134V137H133ZM133 139H132V141H133ZM138 139H139V138H138ZM220 139H221V137H220ZM239 139H240V138H239ZM244 139H245V138H244ZM250 139H251V138H250ZM53 140H54V139H53ZM69 140H70V139H69ZM110 140H111V139H110ZM222 140H223V139H222ZM225 140H226V138H225ZM242 140H243V139H242ZM242 140H241V141H242ZM262 140L264 141V137H263ZM40 141H41V140H40ZM48 141H49V140H48ZM48 141H46V142H48ZM60 141H61V140H60ZM60 141H59V143H60V144H63V142H60ZM62 141H64V140H62ZM94 141H95V140H94ZM102 141H103V140H102ZM125 141H126V140H125ZM245 141H246V140H245ZM245 141H244V142H245ZM254 141H252V142L249 141V142L253 143ZM259 141H260V140H259ZM259 141H258V142H259ZM52 142H53V141H52ZM54 142H55V141H54ZM81 142H82V141H81ZM86 142H87V141H86ZM86 142L84 141L85 144H86ZM90 142H91V141H90ZM110 142H111V141H109L108 144H109ZM120 142H121V141H120ZM136 142H137V141H136ZM141 142H143V141H141ZM219 142H220V141H219ZM222 142H223V141H222ZM222 142H220V144H221ZM247 142H248V141H246V144L249 143V142H248V143H247ZM255 142H256V141H255ZM42 143H44V142H42ZM55 143H56V142H55ZM55 143H54V144H55ZM65 143H67V145H68L70 142H69V143H68V142H65ZM65 143H64V144H65ZM73 143H75V142H73ZM84 143H83V144H84ZM93 143H94V142H93ZM97 143H98V142H97ZM97 143H96V144H97ZM116 143H118V142L116 141ZM168 143H169V142H168ZM202 143H203V142H202ZM259 143H261V141H260ZM47 144H48V143H47ZM54 144H53V145H54ZM80 144H81V143H80ZM89 144H90V143H89ZM123 144H124V143H123ZM138 144H139V143H138ZM138 144H137V145H138ZM142 144H143V143H142ZM142 144H140V145H142ZM257 144H258V143H257ZM261 144H263V142H262ZM57 145H58V144H57ZM87 145H88V144H87ZM90 145H91V144H90ZM110 145H111V144H110ZM114 145H116V144L114 143ZM121 145H122V143H121ZM222 145H223V144H222ZM222 145H221V146H222ZM253 145H254V143H253ZM253 145H252V146H253ZM259 145H260V144H259ZM49 146H50V145H49ZM75 146H76V145H75ZM75 146H74V148H75ZM92 146H93V145H92ZM97 146H98V145H97ZM97 146H96V147H97ZM107 146H109V145H107ZM107 146H106V147H107ZM116 146H117V145H116ZM119 146H120V145H119ZM142 146H143V145H142ZM144 146H145V145H144ZM248 146H249V145H248ZM46 147H47V146H46ZM57 147H58V146H57ZM60 147L63 148L64 146H60ZM72 147H73V146H72ZM72 147H71V148H72ZM106 147H105V148H106ZM139 147H140V146H139ZM256 147H257V145H256ZM260 147L262 148V145H261ZM263 147H264V146H263ZM41 148H42V147H41ZM68 148H69V147H68ZM74 148H73V149H74ZM83 148H86V147H83ZM101 148H102V147H101ZM110 148H112V147H110ZM140 148H141V147H140ZM249 148H250V147H249ZM249 148H248V151H249ZM254 148H255V147H253V149H254ZM257 148H258V147H257ZM32 149H33V148H32ZM48 149H49V147H48ZM48 149H46L47 152H48ZM65 149H67V148H65ZM96 149H97V148H96ZM120 149H121V148H120ZM120 149H119V150H120ZM246 149H247V148H246ZM259 149H260V148H259ZM259 149H258V151H259ZM44 150H45V148H44ZM46 150H45V151H46ZM50 150H51V149H50ZM55 150H56V148H55ZM55 150H53V151L55 152ZM58 150H59V149H58ZM115 150H116V149H115ZM117 150H118V149H117ZM121 150H122V149H121ZM174 150H176V149H174ZM177 150H178V149H177ZM250 150H251V149H250ZM256 150H257V149H256ZM83 151H84V149H83ZM85 151H86V150H85ZM105 151H106V149H105ZM108 151H109V150H108ZM153 151H154V150H153ZM260 151H262V150H260ZM263 151H264V149H263ZM54 152H52L51 154H53ZM56 152H57V150H56ZM60 152H61V151H60ZM111 152H113V151H111ZM119 152H120V151H119ZM127 152H128V151H127ZM139 152H140V150H139ZM255 152H256V151H255ZM255 152H254V153H255ZM62 153H63V152H62ZM62 153H61V154H62ZM68 153H70V152L68 151ZM95 153H96V152H95ZM103 153H104V151H103ZM117 153H118V152H117ZM120 153H121V152H120ZM120 153H118V155H119ZM249 153H251V152H249ZM254 153L252 152V154H254ZM258 153L260 154V152H258ZM258 153H257V154H258ZM262 153H263V152H262ZM262 153H261V154H262ZM46 154H48V153H46ZM54 154H55V153H54ZM54 154H53V158H54ZM56 154H57V153H56ZM84 154H86V153H84ZM84 154H83V155H84ZM104 154H107V153H104ZM104 154H102V155H104ZM141 154H142V153H141ZM190 154H191V153H190ZM209 154H210V153H209ZM217 154H218V153H217ZM257 154H256V155H257ZM261 154H260V157H261ZM108 155H109V154H108ZM108 155H107V157H108V159H109V156H108ZM129 155H130V154H129ZM129 155H128V157H129ZM201 155H202V154H201ZM254 155H255V154H254ZM256 155H255L254 159L257 158ZM262 155H263V154H262ZM57 156H58V155H57ZM57 156H56V158H54V159L59 158V157H57ZM59 156H60V155H59ZM61 156H62V155H61ZM61 156H60V157H61ZM63 156H64V155H63ZM110 156H111V155H110ZM112 156H113V155H112ZM114 156H115V155H114ZM114 156H113V159H114ZM121 156H122V154H121ZM121 156H120V157H121ZM138 156H139V154H138ZM257 156H259V155H257ZM46 157H47V156H46ZM67 157H68V156H67ZM96 157H97V156H96ZM107 157H105V158H107ZM120 157H118V158H120ZM122 157H123V156H122ZM122 157H121V158H122ZM126 157H127V156H126ZM260 157H259V161L261 162V160H260L261 158H260ZM10 158H11V157H10ZM187 158H188V157H187ZM51 159H52V158H51ZM62 159H63V158H61V160H62ZM127 159H129V158H127ZM193 159H195V158H193ZM47 160H48V159H47ZM66 160H67V159H66ZM66 160H65V161H66ZM104 160H107V159H104ZM111 160H112V159H111ZM187 160H188V159H187ZM189 160H190V159H189ZM213 160H214V159H213ZM255 160H257V159H255ZM25 161H26V160H25ZM49 161H50V160H49ZM57 161L59 162L58 159H57ZM57 161H56V162H57ZM91 161H92V160H91ZM107 161L109 162V160H107ZM118 161H119V160H118ZM141 161H142V160H141ZM199 161H200V160H199ZM259 161H258V162H259ZM95 162H96V161H95ZM113 162H114V161H113ZM121 162H122V161H121ZM121 162H118V163H121ZM130 162H131V161H130ZM143 162H144V160L142 161V164H143ZM186 162H187V161H186ZM191 162H192V163H191ZM191 162H190V163L194 165L196 161L193 163L192 158H191ZM229 162H230V161H229ZM256 162H257V161H256ZM53 163H55V161H54ZM59 163H61V162H59ZM116 163H117V161H116ZM140 163H141V162H140ZM230 163H231V162H230ZM56 164H57V163H56ZM64 164H65V163H64ZM80 164H81V163H80ZM103 164H105V163H103ZM107 164H108V163H107ZM110 164H111V163H110ZM112 164H113V163H112ZM112 164H111V165H112ZM142 164H141V165H142ZM145 164H147V163H145ZM61 165H62V164H61ZM88 165H89V164H88ZM111 165H110V166H111ZM143 165H144V164H143ZM183 165H184V164H183ZM187 165H188L187 168H189V167L191 166V165L189 166L188 163H187ZM206 165H207V164H206ZM226 165H227V164H226ZM90 166H92V165H90ZM121 166H122V165H120V167H121ZM129 166H130V165H129ZM155 166H156V165H155ZM222 166H223V165H222ZM55 167H56V166H55ZM112 167H114V166H112ZM115 167H116V166H115ZM117 167H118V166H117ZM117 167H116V168H117ZM140 167H143V166H140ZM148 167H149V166H148ZM156 167H157V166H156ZM104 168H106V167H104ZM129 168H131V167H129ZM138 168H139V167H138ZM144 168H145V167H144ZM181 168H183V167H181ZM191 168H192V166H191ZM195 168H197V167H195ZM119 169H120V168H119ZM139 169H140V168H139ZM185 169H186V167H185ZM189 169H190V168H189ZM49 170H51V169H49ZM97 170H98V169H97ZM97 170H96V171H97ZM105 170H107V169H105ZM105 170H102V171H105ZM116 170H117V169H116ZM120 170H121V169H120ZM122 170H123V169H122ZM129 170H130V169H129ZM141 170H142V168H141ZM145 170H146V169H145ZM187 170H188V169H187ZM231 170H233V169H231ZM249 170H250V168H249ZM263 170H264V169H263ZM111 171H112V170H111ZM130 171H131V170H130ZM130 171H129V172H130ZM160 171H161V170H160ZM192 171H193V170H192ZM194 171H195V170H194ZM238 171H239V170H238ZM247 171H248V170H247ZM250 171H251V170H250ZM254 171L257 172V170H254ZM254 171H253V172H254ZM32 172H33V170H32ZM32 172H31V173H32ZM114 172H115V171H113V175H114ZM121 172H122V171H121ZM123 172H124V171H123ZM127 172H128V171H127ZM127 172H126V174H127ZM142 172H143V170H142ZM144 172H145V171H144ZM169 172H170V171H169ZM184 172L186 173V171H184ZM230 172H231V171H230ZM258 172H259V171H258ZM98 173H100V172H98ZM98 173H96V174H98ZM106 173H108V172H106ZM117 173H118V172H117ZM145 173H146V172H145ZM152 173H154V172H152ZM190 173L192 174V172H190ZM225 173H226V172H225ZM232 173H233V172H232ZM243 173H244V172H243ZM243 173H242V174H243ZM263 173H264V171H263ZM128 174H129V173H128ZM131 174H132V173H131ZM139 174H140V173H139ZM139 174H138V176H139ZM162 174H163V173H162ZM196 174H197V173H196ZM228 174H229V173H228ZM238 174H239V172H238ZM242 174H241V175H242ZM257 174L259 175L260 172L257 173ZM85 175H86V174H85ZM102 175H104V174H102ZM107 175H108V174H107ZM110 175H111V173H110ZM115 175H116V174H115ZM141 175H142V174H141ZM144 175H145V174H144ZM144 175H142V176H144ZM150 175H151V174H150ZM187 175H189V173H188ZM200 175H201V174H200ZM235 175H236V174H235ZM247 175H248V174H247ZM28 176H29V175H28ZM75 176H76V175H75ZM117 176H118V175H117ZM124 176H126V175H124ZM127 176H128V175H127ZM131 176H132V175H131ZM134 176H135V175H134ZM136 176H137V175H136ZM136 176H135V177H136ZM159 176H161V175H159ZM193 176H194V175H193ZM195 176H196V175H195ZM195 176H194V177H195ZM228 176H229V178H230V175H228ZM233 176H234V175H233ZM239 176H240V175H239ZM254 176H255V173H254ZM260 176H261V174H260ZM263 176H264V175H263ZM263 176H262V178H263ZM20 177H21V176H20ZM85 177H86V176H85ZM96 177H98V176H96ZM99 177H100V176H99ZM103 177H105V175H104ZM107 177H108V176H107ZM111 177H113V176H111ZM120 177H121V176H120ZM139 177H140V176H139ZM241 177H242V176H241ZM241 177H240V178H241ZM243 177H244V174H243ZM249 177H250V175H249ZM255 177H258V176H255ZM17 178H18V177H17ZM83 178H84V177H83ZM88 178H89V176H88ZM101 178H102V176H101ZM121 178H122V177H121ZM121 178H120V179H121ZM130 178H131V177H130ZM130 178L128 177L127 180H130ZM136 178H137V177H136ZM141 178H142V177H141ZM141 178H140V180H141ZM198 178H199V177H198ZM237 178H238V177H237ZM259 178H260V177H259ZM78 179H79V178H78ZM96 179H97V178H96ZM137 179H138V178H137ZM187 179H188V178H187ZM187 179H186V180H187ZM193 179H194V178H193ZM195 179H196V178H195ZM195 179H194V180H195ZM206 179H209V178H206ZM231 179H232V177H231ZM260 179H261V178H260ZM260 179H258V180H260ZM27 180H28V179H27ZM76 180H77V179H76ZM91 180H92V179H91ZM108 180H110V179H108ZM125 180H126V179H125ZM184 180H185V178H184ZM200 180H201V179H200ZM236 180H237V179H236ZM241 180H242V179H241ZM252 180H253V176H252ZM255 180H256V179H255ZM262 180H263V179H262ZM58 181H59V180H58ZM97 181H100V178H99ZM111 181H114V180L111 179ZM118 181H120V180H118ZM118 181H117V182H118ZM132 181H133V179H132ZM143 181H144V180H143ZM156 181H157V180H156ZM195 181H197V180H195ZM195 181H193V182H195ZM198 181H199V180H198ZM234 181H235V180H234ZM237 181H239V180H237ZM250 181H251V177H250ZM250 181H247L246 183H249ZM260 181H261V180H260ZM19 182H20V181H19ZM51 182H52V181H51ZM79 182H80V181H79ZM95 182H96V181H95ZM100 182H101V181H100ZM129 182H130V181H129ZM137 182H139V181H137ZM163 182H164V181H163ZM178 182H179V181H178ZM235 182H236V181H235ZM239 182H240V181H239ZM242 182H243V181H242ZM244 182H245V181H244ZM49 183H50V182H49ZM53 183H54V181H53ZM53 183H52L51 187L53 186ZM57 183H58V182H57ZM109 183H111V182H109ZM126 183H127V181H126ZM141 183H142V182H141ZM141 183H140V184H141ZM147 183H148V182H147ZM185 183H186V182H185ZM207 183H208V182H207ZM233 183H234V182H233ZM236 183H237V186H239L238 182H236ZM236 183H234V184H236ZM261 183H262V182H261ZM71 184H72V183H71ZM117 184H118V183H117ZM120 184H121V183H120ZM133 184H134V183L132 182V185H133ZM194 184H196V183H194ZM205 184H206V183H205ZM218 184H219V183H218ZM234 184H232V186H233ZM250 184H252V183H250ZM257 184H258V183H257ZM19 185H20V184H19ZM78 185H81V184L78 183ZM83 185H84V184H83ZM91 185H92V184H91ZM94 185H95V184H94ZM103 185H104V184H103ZM107 185H108V184H107ZM109 185H110V184H109ZM109 185H108V186H109ZM123 185H124V182H123ZM123 185H122V186H123ZM130 185H131V182H130L129 186H130ZM197 185H198V184H197ZM199 185H200V184H199ZM206 185H207V184H206ZM241 185H242V184H241ZM245 185H246V184H245ZM100 186H101V185H100ZM108 186H105V187H104V188H106L105 191H107V190L109 191V189L107 188ZM118 186H119V185H118ZM127 186H128V184L126 185V188H127ZM138 186H139V185H138ZM138 186H137V188H138ZM203 186H205V185L203 184ZM216 186H217V185H216ZM221 186H222V185H221ZM221 186H220V187H221ZM248 186H250V185L248 184ZM259 186H260V185H259ZM45 187H46V185H45ZM48 187H49V186H48ZM53 187H55V186H53ZM71 187H72V185H71ZM76 187H77V185H76ZM85 187H86V186H85ZM91 187H92V186H91ZM91 187H88V188H91ZM98 187H99V185H98ZM131 187H133V186H131ZM135 187H136V185H135ZM135 187H133V188H135ZM139 187H141V186H139ZM200 187H201V186H200ZM218 187H219V185H218ZM240 187H241V186H240ZM250 187H251V186H250ZM255 187H256V186H255ZM263 187H264V186H263ZM78 188H79V186H78ZM88 188H87V189H88ZM111 188L113 189V188H114V185H113V187H111ZM118 188H119V187H118ZM128 188H129L128 191H129V190H132V188H130V187H128ZM166 188H167V187H166ZM202 188H203V187H202ZM204 188H205V187H204ZM222 188H223V187H222ZM236 188H237V187H236ZM258 188H259V187H258ZM260 188H261V187H260ZM28 189H29V188H28ZM46 189H47V192H49V191H48V188H46ZM46 189H45V191H46ZM60 189H61V188H60ZM87 189H86V190H87ZM97 189H99V188H97ZM97 189H96V190H97ZM101 189H103V188H101ZM112 189H110V190L112 191ZM115 189H116V188H115ZM123 189H124V188H123ZM123 189H121V191H122ZM135 189H136V188H135ZM200 189H201V188H200ZM220 189H221V188H220ZM220 189H219V190H220ZM223 189H224V188H223ZM233 189H234V187H233ZM238 189H239V188H238ZM248 189H251V188H248ZM253 189H254V188H253ZM263 189H264V188H263ZM36 190H37V188H36ZM43 190H44V189H43ZM49 190H50V189H49ZM57 190H58V189H57ZM75 190H76V189H75ZM89 190H91V189H89ZM137 190H138V189H137ZM196 190H197V189H196ZM224 190H226V188H225ZM255 190H256V189H255ZM258 190H259V189H258ZM20 191H21V190H20ZM76 191H78V190H76ZM105 191H103V192H105ZM108 191H107V192H108ZM128 191H127V192H128ZM134 191H135V190H134ZM148 191L150 192V190H148ZM234 191H235V190H234ZM237 191H238V190H237ZM237 191H235V192H237ZM39 192H40V191H39ZM51 192H52V191H51ZM72 192H73V190H72ZM74 192H75V191H74ZM93 192H94V190H93ZM93 192H92V193H93ZM95 192H96V191H95ZM101 192H102V191H101ZM101 192H100V193H101ZM107 192H106V194H107ZM112 192H113V191H112ZM112 192H111V194H112ZM114 192H115V191H114ZM119 192H120V189H119ZM230 192H231V191H230ZM235 192H233V193H235ZM251 192H254V190H251ZM261 192H263V191H261ZM28 193H29V192H28ZM43 193H44V192H43ZM45 193H46V192H45ZM67 193H69V192H67ZM75 193H77V192H75ZM75 193H74V195H76ZM89 193H90V191H89ZM100 193H99V197H100ZM108 193H109V192H108ZM116 193H118V191H116L115 194H116ZM121 193H123V192H121ZM128 193H129V192H128ZM130 193H131V191H130ZM263 193H264V192H263ZM103 194H104V193H103ZM103 194H101V196H102ZM111 194H110L109 196H111ZM118 194H119V193H118ZM125 194H126V193H125ZM221 194H225V193L222 192ZM251 194H252V193H251ZM50 195H51V193H50ZM92 195H93V194H92ZM95 195H96V194H95ZM104 195H105V194H104ZM123 195H124V193H123ZM135 195H136V193H135ZM135 195H134V196H135ZM263 195H264V194H263ZM93 196H94V195H93ZM93 196H91V197H93ZM112 196H113V195H112ZM118 196H119V195H118ZM120 196H121V194H120ZM124 196H125V195H124ZM126 196H127V194H126ZM126 196H125V197H126ZM131 196H132V195H131ZM131 196H130V197H131ZM139 196H140V195H139ZM185 196H186V195H185ZM224 196H225V195H224ZM252 196H253V194H252ZM257 196H258V195H257ZM44 197H45V196H44ZM52 197H53V196H52ZM55 197H56V196H55ZM89 197H90V196H89ZM125 197H124V198H125ZM128 197H129V196H128ZM170 197H171V196H170ZM179 197H180V196H179ZM255 197H256V196H255ZM261 197H262V196H261ZM38 198H39V197H38ZM102 198H103V197H102ZM106 198H107V200H108V194H107V197H106ZM109 198H110V197H109ZM119 198H120V197H118V200H119ZM138 198L141 199V197H138ZM198 198H199V197H198ZM221 198H222V200H223V197H221ZM224 198H226V197H224ZM253 198H254V196H253ZM253 198H252V199H253ZM262 198H263V197H262ZM262 198H260V199H262ZM40 199H41V198H40ZM46 199H47V198H46ZM50 199H51V198H50ZM50 199H49V200H50ZM121 199H122V198H121ZM134 199H135V198H134ZM187 199H188V198H187ZM29 200L31 201V199H29ZM42 200H44V199H42ZM47 200H48V199H47ZM47 200H46V201H47ZM68 200H69V199H68ZM97 200H98V199H97ZM100 200H101V199H99V201H100ZM102 200H103V199H102ZM102 200H101V201H102ZM104 200H105V198H104ZM109 200L111 201V199H109ZM115 200H116V199H115ZM115 200H114V201H115ZM125 200H126V199H125ZM202 200H203V199H202ZM227 200H228V199H227ZM253 200H254V199H253ZM262 200H263V199H262ZM30 201H29V202H30ZM34 201H35V200H34ZM37 201H38V200H37ZM70 201H71V200H70ZM87 201H88V200H87ZM94 201H95V198H94ZM112 201H113V200H112ZM219 201H220V200H219ZM223 201H224V200H223ZM245 201H246V200H245ZM257 201H258V200H257ZM48 202H49V201H48ZM51 202H52V201H51ZM96 202H98V201H96ZM102 202H103V201H102ZM104 202H105V201H104ZM108 202H109V201H108ZM135 202H136V201H135ZM162 202H163V203H158V206H159L160 209H162L161 207H163V204H164L165 201H162ZM212 202H213V201H210L211 204L214 203V202H213V203H212ZM247 202H248V201H247ZM261 202H262V201L260 200V203H261ZM43 203H44V202H43ZM72 203H73V202H72ZM87 203H88V202H87ZM110 203H111V202H110ZM154 203H155V202H154ZM166 203H167V201H166ZM198 203H199V202H198ZM202 203H203V201H202ZM207 203H209V201H207ZM242 203H243V201H242ZM244 203H245V202H244ZM52 204H53V203H52ZM92 204H93V203H92ZM98 204H99V202H98ZM102 204H103V203H102ZM102 204H101V205H102ZM104 204H105V203H104ZM108 204H109V203H108ZM111 204H112V203H111ZM193 204H194V203H193ZM211 204H210V205H211ZM219 204H220V203H219ZM258 204H259V203H258ZM261 204H262V203H261ZM1 205H2V204H1ZM67 205H68V204H67ZM93 205L96 206V204H93ZM109 205H110V204H109ZM109 205H107V206L109 207ZM113 205H114V204H113ZM116 205H117V204H116ZM121 205H123V204H121ZM128 205H129V204H128ZM128 205H126V207H128ZM140 205H141V204H140ZM214 205H216V204H214ZM214 205H213V206H214ZM222 205H223V204H222ZM232 205H233V204H232ZM235 205H236V204H235ZM246 205H247V203H246ZM48 206H49V205H48ZM48 206H47V207H48ZM95 206H94V208H93V207H91V208L95 209L98 205H97L96 207H95ZM103 206H104V205H103ZM103 206H102V207H103ZM114 206H115V205H114ZM119 206H120V205H119ZM123 206L125 207V205H123ZM213 206H212V208H213ZM238 206H239V203H238ZM247 206H248V205H247ZM259 206H260V204H259ZM136 207H137V206H136ZM217 207H218V205H217ZM236 207H237V206H236ZM249 207H250V209H251V206H249ZM255 207L257 208L258 205L255 206ZM260 207H261V206H260ZM263 207H264V206H263ZM27 208H29V206H28ZM74 208H75V207H74ZM87 208H88V207H87ZM116 208H118V207H116ZM210 208H211V207H210ZM232 208H234V207H232ZM239 208H240V207H239ZM239 208L237 207L238 211H239ZM246 208H247V207H246ZM256 208H254V209L257 211ZM46 209H47V208H46ZM97 209H99V208H97ZM107 209H108V208H107ZM111 209H114V208H111ZM130 209H131V207L128 209V211H129ZM190 209H191V207H190ZM213 209H214V208H213ZM259 209H260V208H259ZM262 209H263V208H262ZM262 209H261V210H262ZM43 210H45V209H43ZM79 210H80V209H79ZM101 210H102V208H101ZM101 210H99V211H101ZM103 210H105V209H103ZM116 210H117V209H116ZM116 210L114 209V211H116ZM125 210H127V209H125ZM137 210H138V207H137ZM188 210H189V209H188ZM244 210H246V209H243L242 211H244ZM46 211H47V210H46ZM109 211H110V209H109ZM120 211H121V210H120ZM122 211L124 212V209H123ZM232 211H234V210H232ZM235 211H236V210H235ZM249 211H250V210H248V212H249ZM95 212H97V211L95 210ZM111 212H113V211H111ZM126 212H127V211H126ZM133 212H134V209H133ZM198 212H199V211H198ZM213 212H214V211H213ZM245 212H246V211H245ZM245 212H244V213H245ZM253 212H254V211H253ZM98 213H99V212H98ZM108 213H109V212H108ZM124 213H125V212H124ZM124 213H122V214H124ZM189 213H191V212H189ZM192 213H193V211H192ZM232 213H233V212H232ZM236 213H237V211H236ZM41 214H42V213H41ZM102 214H103V212H102ZM109 214H110V213H109ZM118 214H119V213H118ZM209 214H210V213H209ZM230 214H231V213H230ZM240 214H241V213H240ZM91 215H92V218L95 219L96 215L94 214V212H93V214H90V216H91ZM93 215H95V217H94ZM104 215H106V213H104ZM107 215H108V214H107ZM115 215H116V214H115ZM125 215H126V214H125ZM125 215H123L124 218H125ZM140 215H141V214H140ZM155 215H156V214H155ZM170 215H171V214H170ZM232 215H233V214H232ZM234 215H237V214L234 213ZM255 215H256V214H255ZM77 216H78V215H77ZM88 216H89V215H88ZM88 216H87V217H88ZM110 216H111V215H110ZM112 216H113V215H112ZM117 216H118V215H117ZM127 216H128V215H127ZM129 216H130V215H129ZM100 217H102V216H100ZM114 217H116V216H114ZM134 217H135V216H134ZM136 217H137V216H136ZM90 218H91V217H90ZM102 218H103V217H102ZM102 218H101V219H102ZM104 218H106V217H104ZM116 218H117V217H116ZM119 218L121 219V217H119ZM126 218H127V217H126ZM126 218H125V219H126ZM128 218H129V217H128ZM97 219H98V217H97ZM109 219H111V218H109ZM130 219H131V218H130ZM130 219H129V220H130ZM54 220H55V219H53V221H54ZM103 220H104V219H103ZM112 220H113V219H112ZM141 220H142V219H141ZM145 220H146V219H145ZM240 220H242V219H240ZM240 220H239V222H240ZM55 221H56V220H55ZM81 221H82V220H81ZM86 221H87V220H86ZM88 221H89V220H88ZM88 221H87V222H88ZM99 221H100V219H99ZM107 221H108V220H107ZM110 221H111V220H110ZM117 221H118V220H117ZM121 221H123V220H121ZM124 221H127V220H124ZM124 221H123V222H124ZM137 221H138V220H137ZM244 221H245V220H244ZM246 221H247V220H246ZM51 222H52V221H51ZM56 222H57V221H56ZM94 222H96V220H95ZM101 222H104V221H101ZM114 222H115V221H114ZM132 222H133V221H132ZM212 222H213V221H212ZM226 222H227V220H226ZM236 222H237V221H236ZM239 222H238V223H239ZM52 223H53V222H52ZM91 223H92V221H91ZM91 223H90V226H91ZM99 223H100V222H99ZM118 223H120V222L118 221ZM125 223H126V222H125ZM127 223H128V222H127ZM134 223H135V222H134ZM136 223H137V222H136ZM227 223H228V222H227ZM248 223H250L249 220H248ZM254 223H255V222H254ZM258 223H259V222H257V224L255 223V224H256V225H259V227H260V224H261V223H260V224H258ZM56 224H57V223H56ZM83 224L85 225V223H83ZM88 224H89V223H88ZM88 224H87V225H88ZM94 224H95V223H94ZM101 224H102V223H101ZM106 224H107V222H106ZM109 224H110V223H109ZM109 224H108V225H109ZM113 224H114V223H113ZM236 224H237V223H236ZM97 225H99V224H97ZM103 225H104V224H103ZM111 225H112V223H111ZM115 225H117V224H115ZM123 225H124V224H123ZM128 225H129V224H128ZM133 225H134V224H133ZM147 225H148V224H147ZM222 225H223V224H222ZM238 225H239V224H238ZM92 226H93V225H92ZM101 226H102V225H101ZM101 226H100V227H101ZM161 226H162V225H161ZM229 226H230V225H229ZM233 226H235V225H233ZM240 226H241V225H240ZM246 226H247V225H246ZM254 226H255V225H254ZM83 227H87V226H83ZM113 227H114V226H113ZM116 227H117V226H115L114 229H115ZM123 227H125V226H123ZM154 227H155V226H154ZM238 227H239V226H238ZM241 227H242V226H241ZM243 227H245V226H243ZM243 227H242V228H243ZM248 227H250V226L248 225ZM252 227H253V226H252ZM259 227L257 226V229H258ZM261 227H262V226H261ZM89 228H90V230H91V227H89ZM103 228L105 229V226H104ZM107 228H108V226H107ZM119 228H122V227H119ZM150 228H151V227H150ZM219 228H220V227H219ZM235 228H236V226H235ZM246 228H247V227H246ZM92 229H93V228H92ZM110 229H112V228H109V230H110ZM122 229H123V228H122ZM124 229H125V228H124ZM124 229H123V230H124ZM129 229H130V228H129ZM132 229H134V228H132ZM247 229L249 230V228H247ZM251 229H253V228H251ZM87 230H88V229H87ZM96 230H97V229H96ZM100 230H102V229H99V232H100ZM107 230H108V229H107ZM116 230H118V229H116ZM116 230H115V231H116ZM127 230H128V229H126V231H127ZM154 230H155V229H154ZM160 230H161V229H160ZM81 231H82V230H81ZM103 231H104V230H103ZM119 231H120V229H119ZM143 231H144V230H143ZM143 231H142V232H143ZM147 231H148V230H147ZM162 231H164V230H162ZM205 231H206V230H205ZM245 231H246V230H245ZM86 232H88V231H86ZM86 232H85V233L83 232L84 235L86 234ZM127 232H128V231H127ZM133 232H134V231H133ZM173 232H174V231H173ZM179 232H180V231H179ZM223 232H224V231H223ZM243 232H244V231H243ZM248 232H249V231H248ZM257 232H258V231H257ZM263 232H264V231H263ZM96 233H98V232L96 231ZM105 233H106V230H105ZM109 233H110V232H109ZM123 233H124V231H123ZM140 233H141V232H140ZM151 233H152V232H151ZM213 233H214V232H213ZM259 233H262V232L259 231ZM98 234H99V233H98ZM101 234H102V232H101ZM101 234H99V235H101ZM114 234H115V233H114ZM114 234H113V235H114ZM117 234L119 235L118 232L116 233V235H117ZM120 234H122V233L120 232ZM178 234H179V233H178ZM183 234H184V233H183ZM244 234H245V233H244ZM87 235H88V234H87ZM94 235H95L96 237L99 236V235H96V234H94ZM103 235H104V234H103ZM103 235H102V236H103ZM107 235H108V234H107ZM129 235H130V233H129ZM167 235H168V234H167ZM216 235H217V234H216ZM122 236H123V234H122ZM131 236H132V235H131ZM241 236H242V235H241ZM244 236H245V235H244ZM244 236H242V237H244ZM252 236H253V234H252ZM96 237H95V238H96ZM106 237H107V236H106ZM113 237H114V236H113ZM117 237H119V236H117ZM120 237H121V236H120ZM254 237H255V236H254ZM254 237H253V238H254ZM89 238H91V237H89ZM99 238H100V237H99ZM99 238H98V239H99ZM126 238H127V237H126ZM128 238H129V237H128ZM132 238H133V237H132ZM246 238H247V236H246ZM248 238H249V236H248ZM248 238H247V239H248ZM250 238H251V237H250ZM262 238H263V237H262ZM115 239H116V238H115ZM117 239H118V238H117ZM119 239H120V238H119ZM142 239H143V238H142ZM158 239H160V238H158ZM212 239H214L213 236H212ZM241 239H242V238H241ZM251 239H252V238H251ZM256 239H257V237H256ZM1 240H3V239H1ZM90 240H91V239H90ZM110 240H111V239H110ZM110 240H109V241H110ZM123 240H124V239H123ZM140 240H141V239H140ZM214 240H215V239H214ZM97 241H98V240H97ZM114 241H115V240H114ZM124 241H125V240H124ZM159 241H160V240H159ZM161 241H162V239H161ZM247 241H248V240H247ZM252 241H253V240H252ZM20 242H21V241H20ZM27 242H30V241H27ZM90 242H91V241H90ZM95 242H96V241H95ZM99 242H100V243H103L104 240H103V242H101V241H99ZM110 242H111V241H110ZM122 242H123V241H122ZM139 242H140V241H139ZM250 242H251V241H250ZM86 243H87V241H86ZM86 243H85V245H86ZM91 243H92V242H91ZM93 243H94V242H93ZM97 243H98V242H97ZM108 243H109V242H107V244H108ZM111 243H113V242H111ZM120 243H121V242H120ZM123 243L126 244V242H123ZM128 243H129V242H128ZM141 243H142V242H141ZM141 243H140V244H141ZM260 243H261V242H260ZM262 243H263V242H262ZM2 244H3V243H2ZM25 244H27V243H25ZM81 244H82V243H81ZM107 244L105 245L106 247L108 246ZM114 244H115V243H114ZM116 244H117V242H116ZM124 244H123V245H124ZM140 244H139V245H140ZM165 244H167V243H165ZM252 244H253V243H252ZM254 244H255V243H254ZM257 244H258V243H257ZM31 245H32V244H31ZM83 245H84V244H82V246H83ZM85 245H84V246H85ZM102 245H103V244H102ZM112 245H113V244H112ZM128 245H129V244H128ZM141 245H142V244H141ZM247 245H248V244H247ZM262 245H263V244H262ZM27 246H28V245H27ZM98 246H99V245H98ZM118 246H119V245H118ZM118 246H117V247H118ZM165 246H166V245H165ZM254 246H255V245H254ZM5 247H6V246H5ZM76 247H77V246H76ZM87 247H88V245H87ZM93 247H94V246H93ZM103 247H104V246H103ZM113 247H115V246H113ZM117 247H116V248H117ZM119 247H120V246H119ZM123 247H124V246H123ZM144 247H145V246H144ZM206 247H207V246H206ZM235 247H236V246H235ZM238 247H239V246H238ZM261 247H262V246H261ZM1 248H3V247H1ZM39 248H40V247H39ZM77 248H78V247H77ZM83 248L85 249V247H83ZM88 248H89V247H88ZM88 248H87V249H88ZM97 248H99V247H97ZM101 248H102V247H101ZM111 248H112V247H111ZM125 248H126V247H125ZM8 249H12V248H8ZM8 249H7V250H8ZM27 249H28V248H27ZM87 249H86V253H88V252H87ZM89 249H90V248H89ZM94 249H95V251H97L96 248H94ZM94 249H93V251H94ZM112 249H113V248H112ZM121 249H122V247H121ZM195 249H196V248H195ZM256 249L258 250L257 246H256ZM262 249H263V248H262ZM38 250H39V249H38ZM259 250H260V249H259ZM259 250H258V252H259ZM8 251H9V250H8ZM34 251H35V250H34ZM88 251H90V250H88ZM95 251H94V252H95ZM99 251H102V250H99ZM105 251L107 252V250H105ZM109 251H110V250H109ZM109 251H108V252H109ZM36 252H37V251H36ZM91 252H92V251H90V254H91ZM108 252H107V253H108ZM114 252H115V251H114ZM10 253H11V251H10ZM37 253H38V252H37ZM86 253H85V254H86ZM92 253H93V252H92ZM97 253H99V252H97ZM100 253H101V255H102V252H100ZM103 253H105V252H103ZM107 253H106V254H107ZM111 253H112V251H111ZM124 253H125V252H124ZM83 254H84V253H83ZM94 254H95V253H94ZM94 254L92 255V257L94 256ZM106 254H105V255H106ZM108 254H109V253H108ZM255 254H256V256L258 257V253H255ZM39 255H40V254H39ZM39 255H37V256H39ZM86 255H87V254H86ZM95 255H97V254H95ZM101 255H100V256H101ZM105 255H104V256H105ZM111 255H112V254H111ZM118 255H119V254H118ZM124 255H125V254H124ZM251 255H252V253H251ZM251 255H250V256H251ZM5 256H6V255H5ZM98 256H99V254H98ZM130 256H131V255H130ZM157 256H158V255H157ZM84 257H85V256H84ZM90 257H91V255H90ZM95 257H96V256H95ZM116 257H117V256H116ZM138 257H139V256H138ZM174 257H175V255H174ZM192 257H193V255H192ZM195 257H196V256H195ZM253 257H254V255H253ZM6 258H7V257H6ZM124 258H125V257H124ZM152 258H153V257H152ZM176 258H177V257H176ZM255 258H256V257H255ZM259 258H260V256H259ZM90 259H92V258H90ZM95 259H96V258H95ZM98 259H99V258H98ZM101 259H102V257H101ZM110 259H113V258H110ZM114 259H116V258L114 257ZM169 259H171V258H169ZM261 259H262V258H261ZM261 259H260V260H261ZM87 260H88V259H87ZM118 260H119V259H118ZM128 260H129V259H128ZM171 260H173V259H171ZM175 260H176V259H175ZM175 260H174V261H175ZM258 260H259V259H258ZM3 261H4V260H3ZM5 261H8V260L5 259ZM79 261H80V260H79ZM195 261H196V259H195ZM203 261H204V260H203ZM81 262H82V261H81ZM98 262H99V261H98ZM103 262H104V260H103ZM107 262H108V261H107ZM110 262H111V261H110ZM240 262H241V261H240ZM240 262H239V263H240ZM242 262H243V260H242ZM42 263H43V262H42ZM46 263H47V262H46ZM88 263H89V262H88ZM104 263H106V262H104ZM115 263H116V262H115ZM115 263L113 262V264H115ZM195 263H196V262H195ZM44 264H45V263H44ZM84 264H85V263H84ZM96 264H97V262H96ZM102 264H103V263H102ZM108 264H109V263H108ZM110 264H111V263H110ZM116 264H117V263H116ZM124 264H125V263H124ZM129 264H130V262H129ZM174 264H175V263H174ZM240 264H241V263H240Z\"/></svg>",
	"mask_w": 264,
	"mask_h": 264
}]
</instances>
